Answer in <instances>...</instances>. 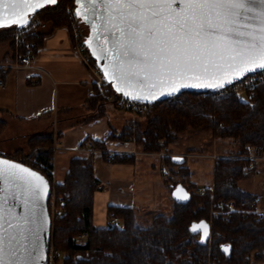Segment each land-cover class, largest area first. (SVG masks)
I'll list each match as a JSON object with an SVG mask.
<instances>
[{"label":"trees","instance_id":"1","mask_svg":"<svg viewBox=\"0 0 264 264\" xmlns=\"http://www.w3.org/2000/svg\"><path fill=\"white\" fill-rule=\"evenodd\" d=\"M73 4L74 0H59L56 5L39 10L34 17L55 25H69L66 7ZM12 37L11 27L1 28L0 39ZM27 37L33 42L34 51L41 36L32 29ZM89 63L95 65L92 56ZM108 102L99 96L91 100L92 107L98 109L97 115ZM146 114L149 119L145 128L128 123L121 137L134 135L147 152H170L169 142L188 127L209 130L214 138H231L238 148L216 157L213 196L249 201L255 195L239 183L255 174L259 163H264V159H257L250 166L251 159L247 157L264 155V83L255 88L249 101L240 100L232 91L221 96L212 91H183L180 97L152 103ZM5 127L6 122L0 119V132ZM53 142V132L48 128L29 137L27 146L34 160L29 165L40 170L54 188L53 245L58 254H64L62 264H208V258L210 264H252L264 259V218L257 222L240 213L229 219L217 215L212 220L210 247L198 243L199 235L191 233L189 226L193 221L210 219L211 188L198 192V184L177 178L187 176L189 168L185 159L175 162L169 154L166 163L173 177L167 182L171 189L179 182L187 187L191 192L187 203L175 202L170 215H155L148 227L137 225L133 207L109 205L108 223L94 225V196L102 185L94 175L92 160L72 158L64 181L53 183ZM93 147L104 148L101 142H94ZM116 157L131 160L129 155ZM113 216H118L121 223L111 224ZM82 233H86V238L79 242L77 236ZM224 244H231L230 256L222 252Z\"/></svg>","mask_w":264,"mask_h":264},{"label":"snow or ice","instance_id":"2","mask_svg":"<svg viewBox=\"0 0 264 264\" xmlns=\"http://www.w3.org/2000/svg\"><path fill=\"white\" fill-rule=\"evenodd\" d=\"M75 3L79 5L75 15L91 25L93 36L87 43L100 41L98 58L107 61L105 76L133 100H156L154 90L173 95L187 87L223 89L248 73L264 70V0ZM42 6L39 0H0V28L28 25V10ZM174 195L189 198L179 187ZM47 196L43 176L0 159V264H43ZM18 205L22 212L16 211ZM207 229L200 221L190 231L203 230L207 238ZM223 250L229 252L228 247Z\"/></svg>","mask_w":264,"mask_h":264},{"label":"crops","instance_id":"3","mask_svg":"<svg viewBox=\"0 0 264 264\" xmlns=\"http://www.w3.org/2000/svg\"><path fill=\"white\" fill-rule=\"evenodd\" d=\"M34 31L41 36V42L34 49L29 66L16 65L19 58L15 46L11 42H0V119L6 122L4 138L24 137L27 145L29 137L51 129L53 137L56 134L57 138V149L53 151V183L64 181L72 158H91L94 175L102 185L94 196L93 223L96 226L108 223L109 205L133 207L136 223L148 215L146 218L150 221L146 227L155 215H170L175 201L167 182L173 177L166 163L168 154L181 155L185 160L194 154H206L196 153L193 148L147 152L134 135L121 137L126 124L142 125L141 115L134 116L112 102V108L108 102L97 115L98 109L92 107V97L88 96L94 88L96 74L74 48L68 25L42 20ZM123 112L128 116L123 117ZM63 122L69 123L61 128L59 125ZM85 140L101 142L104 148H84L81 144ZM214 143L218 151L208 154L212 159L211 183L195 182L200 187L212 188L215 158L229 154L228 146L219 148L218 143ZM109 155L111 161H107ZM116 155H129L131 160H119ZM257 171L264 174L263 162L259 163Z\"/></svg>","mask_w":264,"mask_h":264},{"label":"built area","instance_id":"4","mask_svg":"<svg viewBox=\"0 0 264 264\" xmlns=\"http://www.w3.org/2000/svg\"><path fill=\"white\" fill-rule=\"evenodd\" d=\"M70 19H71L72 35L74 40L73 46L81 54L84 62L91 69H93V71L96 74V79L93 82L94 88L88 92V96L89 97L100 96L104 100L107 101L110 100V102L111 101L114 102V104L118 108H122L129 112H132L133 114L145 113L150 108L151 103L133 100L125 96L118 95L111 86L110 82H108L106 78L103 76V74L100 72L97 65L96 64L91 65L89 63V57L91 56V54L85 44V39L88 35L89 28L87 24H85L79 17L75 15L73 8L70 9ZM38 22L39 21L37 17H32L28 25L24 27H16L17 31L15 32V41L17 42V44L20 43L23 45L21 49L18 48L20 44H18L17 46L16 52L18 53L19 59L16 65H24V66L31 65L33 59V47L31 46L30 42L26 41L24 36L27 33H29L33 29V27L37 25ZM263 73H264L263 71H256L249 73L242 80H236L233 84L227 85L223 89H217L212 92L221 96L223 93L227 91H232L236 94V96L240 100L248 101L253 95L254 86H256L259 82L263 81ZM175 97H180V94H176ZM81 146L84 148L92 147L93 142L90 140H85L81 144ZM248 148H251L250 145L248 146ZM52 149L53 151L57 149L56 134H54V142ZM247 157L251 159L250 166H252L255 160L264 159V155L258 156L254 154H249ZM107 161H111L110 155L107 157ZM161 170L164 173H168V171L165 168H162ZM261 188L264 190V179L261 182ZM205 189L206 188L204 187H199L198 192H204ZM51 195L53 198V203L49 201V205H51L54 208V214H55L56 204L54 205L55 202L54 188ZM212 199L213 200L210 207V215H209L210 219L208 220L211 226H212L213 218L217 215H222L224 219H229L232 214L240 213L241 216L244 218L248 216H252L253 219L257 222L264 218V193L254 195L249 201L246 199H242L240 201L234 199H226V198L214 199L213 194H212ZM110 223L120 224L121 222L118 216H113L110 219ZM85 238H86V233H82L77 236V240L79 242L83 241ZM210 243H211V235L207 242L208 246L210 245ZM60 259H62L63 261V258H61L60 255L57 253L53 245V242L52 241L49 242L47 264H59L58 262ZM262 264H264V261L262 262Z\"/></svg>","mask_w":264,"mask_h":264},{"label":"rangeland","instance_id":"5","mask_svg":"<svg viewBox=\"0 0 264 264\" xmlns=\"http://www.w3.org/2000/svg\"><path fill=\"white\" fill-rule=\"evenodd\" d=\"M71 8L74 9V4H73V6L68 5L66 7V11H67V14L69 17L68 27L70 29L72 42L74 44L73 35H72V27H71V19H70V9ZM37 18H38L39 22L37 23V25L35 27H37L38 24H40V22L42 20H44V19H40V17H37ZM45 21H49V20H45ZM10 27L12 30L13 37L8 39V40L0 39V42H11V44L15 46L16 51H17V46H18V44H20V43L17 44V42L15 41V32L17 31V28H16L17 26H10ZM35 27H33V29H35ZM0 30H1V28H0ZM24 38L26 39V41L30 42L31 46L33 47V42L28 39L27 34L24 36ZM22 46L23 45L20 44L18 46V48L21 49ZM262 83H264V73H263V81L259 82L256 86H254L253 94H254L255 88ZM244 101H246V100H244ZM112 103L114 104V102H112ZM112 103H110V100H109L108 105L111 108L113 107ZM119 109L124 110L122 108H119ZM148 110L143 114H133L132 112H129L127 110H125V111L129 112L130 114H132L134 116L141 115L139 121L142 122V125H139V126H141L143 129L146 127L148 119H149V117L146 114L148 112ZM121 114L123 117L128 116L127 115L128 113H125V112H123ZM54 118H55V116H54ZM68 123L69 122H63V123H60L59 126L62 128L65 125H67ZM3 132L4 131L0 132V153H3L6 156L17 159V160L22 161L24 163L27 162L28 165L30 163L31 164L34 163L33 156H31V154H30V149L26 145V141H25L24 137L23 138L21 137L18 139H10V138L8 139V138H4ZM213 139H214V137L212 136V134L209 130L201 129V128L188 127L185 131H183L182 133H179L176 136V138H174L172 141L169 142V149L171 148V149L185 150L187 148H193L196 153L206 154V155L194 154L193 156H188L187 160H186V164L190 168V174L188 176H185V177L178 175L179 177H177V178H183L186 183H188L189 180L194 181L198 184H203V185H209L211 183V177H212V170H211L212 162L211 161H212V159L210 158V156L208 154H211L213 151L217 150V148L215 146L216 143H214V142L218 143L219 148H221L223 146L224 147L228 146V149H229L228 153H231L234 150L236 151V149L238 148V143H235L233 141V139H231V138H226V139L218 138L216 140H213ZM219 151H221V150H219ZM188 152H190V151H188ZM263 179H264V174L261 171H257L252 176L241 180L239 184L242 188H244L248 191L259 192L260 194H263L264 190L261 188V182ZM52 192H53V188L51 190V193ZM54 194H55V192H54ZM212 194H213V187L211 188V201L213 200ZM213 198L216 199L214 196H213ZM54 200H55V202H54V205H55L56 204V198H54ZM49 201L53 203V198H52L51 194H50V197L48 199V207H49L50 214L52 216V235H51L50 242L51 241L53 242L54 208L51 205H49ZM210 207H211V205H210ZM209 215H210V210H209ZM146 216H148V215H144L142 218L137 220V224L140 227H146L149 224L150 220H148V218H146ZM209 247H210V245H209ZM59 255L61 258L64 257L63 253H60ZM208 255H209L208 257H210V253H208ZM210 261H211L210 258H208V264H210ZM263 261H264V259L262 261L259 260L257 262H253L252 264H262ZM62 262H63L62 259H60L58 263L62 264Z\"/></svg>","mask_w":264,"mask_h":264},{"label":"water","instance_id":"6","mask_svg":"<svg viewBox=\"0 0 264 264\" xmlns=\"http://www.w3.org/2000/svg\"><path fill=\"white\" fill-rule=\"evenodd\" d=\"M58 2H59V0H56V3H55V4H48V3H45V0H39V3L42 4L43 6H42V7H36V10H35V11H32L31 9L28 10V13H29V17H28V18H29V21H30V19H31V18H32V17H33V16H34L39 10H41L42 8H45V7H47V6H53V5H56ZM78 6H79V5H77V4L75 3V0H74V12H76V9H77ZM76 16H77V15H76ZM77 17H79V18L84 22V20H83V18H82L81 16H77ZM84 23H85V22H84ZM85 24H87V26H88V28H89L88 35H87V37H86V39H85V44H86V46H87V48H88V50H89L91 56L94 58L97 67L99 68V70H100V72L103 74V76L106 78V80H107L108 82H110V84H111V86L113 87V89L115 90V92H116L118 95H120V96H125V95H124V92H122V91H117V90H116V84H115V82H114L110 77H106V76H105L103 66H104L105 63H107V61H105L103 58H98V56H99V54H100V49H99L100 41H98V40H96V39H93V40H92V44H91V46H89V44L87 43V41L89 40L90 37L93 36V33H92V31H91V25H90L89 23H85ZM11 26H17V27H20V26H18V25H11ZM6 27H10V26H6ZM6 27H3V28H6ZM101 39H102V37H101ZM94 49H95L96 54H94ZM257 71H261V70H257ZM255 72H256V71H255ZM251 73H252V72H251ZM248 74H249V73H248ZM230 78H231V77H229V79H230ZM226 86H227V85H226ZM125 90H126V91H130V89H125ZM214 90H217V89H214V88H195V87H187V88H181L179 92H177V93H175V94H173V95H167V94H165V95H159V92H160L161 90H154V91H156V94H157V96H158V99H156V100H152V101H149V100H138V101L147 102V103H151V104H152V103H154V102H156V101H159V100H163V99H167V98L173 97V96H175L176 94H180V93H182L183 91L206 92V91H214ZM125 97L130 98V96H125ZM130 99H131V98H130ZM0 159H6V160L13 161V162H15V163H20V164H22L24 167H27V168L31 169L32 171L37 172L40 176H43V177L45 178V180L47 181V183H48V196H47L46 199L43 201V207H44V211H45L46 214H47L48 224H47V231H46L45 233L42 234L43 237H44V255H45V260H44L43 264H47V254H48L49 242H50L51 235H52V216H51V214H50L49 207H48V199H49V196H50V194H51V190H52L51 182H50V180H49V179H48V178H47V177H46V176H45L40 170H38V169H36V168H34V167H32V166H30V165H28V164L22 162V161H19V160H17V159L11 158V157L6 156V155H4V154H0ZM172 160H174L175 162H182V161L184 160V157L181 156V155H172ZM178 187H179V188H182V189L184 190V192L188 193L189 198H188L187 200H182V199H177V198H176V196L174 195V193L176 192V189H177ZM177 195L182 196L183 193H177ZM172 198L174 199L175 202H177V203H183V204H184V203H187V202L191 199V192L187 189V187H186L183 183L179 182V183H177V184L173 187V189H172ZM16 211H17V212H22L23 209H22L21 206L18 205L17 208H16ZM200 221H204V222L208 225V229H207V231H208V236H207V238H203V230H200V231H197V232H192V231H190V232L193 233V234H198V235H199V237H198V243L201 244V245H205V244H207V242H208V240H209V238H210V235H211V225H210V222H209L208 220H206V219H200V220H198V221H193V222L190 224V226H189V230H190L191 225H192L193 223H197V224H198ZM225 247H228V248H229V252H228V253H225V252H224L223 249H224ZM221 249H222V252H223L226 256H230V254H231V244H224V245H222Z\"/></svg>","mask_w":264,"mask_h":264}]
</instances>
